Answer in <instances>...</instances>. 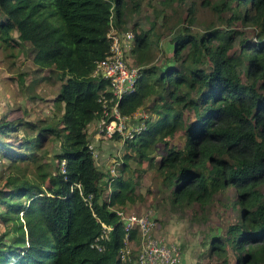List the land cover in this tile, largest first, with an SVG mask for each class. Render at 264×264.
<instances>
[{
	"label": "trees",
	"instance_id": "1",
	"mask_svg": "<svg viewBox=\"0 0 264 264\" xmlns=\"http://www.w3.org/2000/svg\"><path fill=\"white\" fill-rule=\"evenodd\" d=\"M199 4L210 7L225 25L194 30L196 3L191 0L185 22L172 30L171 56L163 64L151 61L153 49L160 47L154 24L134 32L131 52L140 76L118 108L129 114L145 107L151 118L125 146L146 156L150 146L163 142L156 166L175 204L196 201L203 207L215 193L232 189L240 216L224 236L206 244L217 259L213 264H228L229 249L236 264H264V0ZM125 6V0H0V37L13 40L16 30L30 43L33 63L61 80L57 99L62 103L58 123L40 126L60 139L58 166L48 174V186L18 177L10 182V199L0 197L14 215L0 235V264L119 262L125 230L116 212L142 197L129 177L97 168L86 129L102 113L98 98L107 85L92 72L109 52V28L122 30ZM238 21L256 30L255 41L234 27ZM235 44L238 50L228 54ZM15 129V120H0V134ZM175 131L183 133L182 146L166 139ZM129 157L123 155L121 170ZM129 237L137 239L136 231Z\"/></svg>",
	"mask_w": 264,
	"mask_h": 264
},
{
	"label": "rangeland",
	"instance_id": "2",
	"mask_svg": "<svg viewBox=\"0 0 264 264\" xmlns=\"http://www.w3.org/2000/svg\"><path fill=\"white\" fill-rule=\"evenodd\" d=\"M194 1L197 16V22L192 27L194 30L206 28L209 23L225 25L224 20L217 21L210 7L200 5V0ZM125 2L122 30L141 32L154 24V29L151 30L158 35L160 47L153 49L151 61L162 64L171 56L169 40L172 30L185 22L191 0ZM229 14L223 13L224 16ZM234 27L244 31L245 39L251 42L256 40L255 29L243 28L240 21ZM11 37L13 40L0 37V120L17 122V129L0 134V138L5 141L0 143V197L6 196L8 199L10 182L18 177L48 186V174L54 173L55 166H58L55 155L59 152L60 139L42 132L40 126L58 123L62 112V103L57 99L61 84L57 73L47 68L41 69L33 63L30 43L24 41L16 30L11 31ZM237 50L235 44L227 52L231 54ZM129 62L134 64V61ZM148 112L151 114V110ZM96 123L95 120L87 126L88 139L92 140L96 152L95 162H99L98 166L103 172L109 171L112 176L121 172L125 178L129 177L142 197L123 210L154 217L156 225L153 235L178 247L181 255L178 264H213L217 259L209 254L206 244L213 236H224L227 226L237 222L240 216L239 207L234 205L233 190L215 193L203 207L196 201L175 204L170 190L164 187L163 175L156 166L164 151L163 142L150 146L146 156H139L132 148H129L130 151L124 150L125 141L93 138L91 135ZM166 139L175 146H182L184 142L181 131H175L172 137ZM125 152L130 153V157L127 159V167L121 170ZM262 190L264 192V187ZM13 216L12 210L0 201V235L6 229V222L14 220ZM137 245H132L134 254ZM228 253V264H236L233 250L229 249ZM257 256L259 260H263V255L258 253Z\"/></svg>",
	"mask_w": 264,
	"mask_h": 264
},
{
	"label": "built area",
	"instance_id": "3",
	"mask_svg": "<svg viewBox=\"0 0 264 264\" xmlns=\"http://www.w3.org/2000/svg\"><path fill=\"white\" fill-rule=\"evenodd\" d=\"M107 37L110 39L108 54L96 62L92 75L96 79L107 82L98 100L102 103V113L93 129V138L109 139L116 136L121 141L132 140L143 132L151 118L148 108L138 107L129 114H122L118 108V101L123 94L133 91L140 76V67L128 61L127 53L134 48V32L132 30L118 31L113 26L109 28ZM87 135L88 130L86 129ZM92 140L88 139V147L95 158ZM64 160L60 162V169L64 171ZM119 220L123 222L125 237L124 245L117 253L115 264H127L134 260L136 264H178L180 250L176 245H169L163 239L153 235L156 220L150 215H137L122 209L117 210ZM109 230V226H103ZM135 230L139 243L135 248L130 243L129 233ZM102 236V235H101ZM107 236V233H106ZM99 245L95 244L94 247ZM93 247V246H92Z\"/></svg>",
	"mask_w": 264,
	"mask_h": 264
},
{
	"label": "crops",
	"instance_id": "4",
	"mask_svg": "<svg viewBox=\"0 0 264 264\" xmlns=\"http://www.w3.org/2000/svg\"><path fill=\"white\" fill-rule=\"evenodd\" d=\"M127 58H128L129 61H132V62H133V61H134L133 53H132V52L127 53ZM162 64H163V63H162ZM150 100H152V101H150ZM147 103H148L149 105H151V104L153 103V98L149 99V100L147 101ZM152 117H155L154 114H152ZM111 140H112V139H111ZM125 147H126V146H125ZM124 150H125V151H130L129 148H128V149H127V148H124ZM124 154H130V153H126V152H125ZM124 154H123V155H124ZM95 163H96L97 168H98L100 171H102L103 169L100 168V167L98 166L99 162H95ZM108 164H109V163H108ZM106 168H107V166H106ZM102 172H103V171H102ZM104 173H108V174H110L109 171L104 172ZM105 179H107V174H106L105 176L102 177V180H105ZM135 192L137 193V191H136V187H135ZM110 193H111V190H110V188H108V190L103 194V197H104V199H105L106 201L109 200ZM129 205H132V203H128V204L124 205V208L127 207V206H129ZM156 236H157L158 238H161V237L158 236V235H156ZM161 239H162V238H161ZM130 243L133 244V245H137V244L139 243V239H138V237H137V239L131 238Z\"/></svg>",
	"mask_w": 264,
	"mask_h": 264
},
{
	"label": "clouds",
	"instance_id": "5",
	"mask_svg": "<svg viewBox=\"0 0 264 264\" xmlns=\"http://www.w3.org/2000/svg\"><path fill=\"white\" fill-rule=\"evenodd\" d=\"M95 159V158H94ZM135 260V259H134Z\"/></svg>",
	"mask_w": 264,
	"mask_h": 264
}]
</instances>
